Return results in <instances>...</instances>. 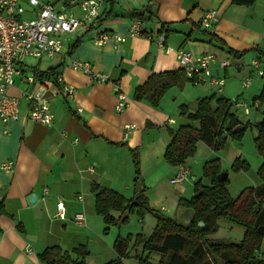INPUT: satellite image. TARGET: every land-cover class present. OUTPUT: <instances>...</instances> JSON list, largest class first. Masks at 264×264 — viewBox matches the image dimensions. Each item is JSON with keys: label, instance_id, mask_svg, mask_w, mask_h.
Returning a JSON list of instances; mask_svg holds the SVG:
<instances>
[{"label": "crops", "instance_id": "crops-1", "mask_svg": "<svg viewBox=\"0 0 264 264\" xmlns=\"http://www.w3.org/2000/svg\"><path fill=\"white\" fill-rule=\"evenodd\" d=\"M21 1L26 7L23 17H32L27 0ZM60 2L53 1L56 8ZM145 8L151 11L143 23L145 35L129 36L118 44L108 38L98 45L92 39L96 32L77 29L66 34L64 55L33 58L36 61L31 64L25 59L32 57L23 59L21 73L14 76V83L7 90L20 97L19 118L0 121V164L12 161L11 171L0 169V264H44L38 254L53 245L72 258L73 249L84 245L88 251L86 264L109 262L117 257L113 248L117 231L95 212L94 184L130 198L137 176L145 187L148 203L169 217L167 214L181 208V198L188 200L196 192L194 182L201 177L193 175L194 166L198 168L200 162L218 158L221 169L229 175V166L235 159L246 161L243 150L229 136L218 152L198 142L196 162L189 164L187 159L185 163L188 176L193 175L192 183H174L171 179L178 167L165 161L164 151L170 142V129L191 123L180 115L183 105L194 111L199 98L213 93L233 104L240 97L239 103L247 104L243 98L247 94L257 96L264 83V76L259 73L264 72V54L257 51L264 50V0H256L250 6L235 5L231 0H102V21L97 31L125 33L132 12ZM211 9L217 12L218 20L204 28L200 20ZM68 12L81 16L78 6ZM179 49L197 55L213 54L211 73L224 79L222 86L186 81L170 87L157 103L148 96L136 98L135 88L152 74L180 69ZM229 49L241 55L230 54ZM73 59L88 61L94 71L104 73L109 81L97 82L84 72L73 70ZM254 59L257 67L251 64ZM222 61L227 66L221 67ZM49 68L74 87L73 97L58 93L51 78H36L32 84L23 79L26 73L35 74V69ZM246 77L252 80L243 87ZM114 84L128 100L120 112L115 110ZM38 86L47 90L54 116L50 125L28 119L29 102L21 92ZM233 106L244 108V115L251 111L248 106ZM233 106L231 111L244 122ZM260 118L255 115L249 120ZM192 124L198 126L196 121ZM253 175L244 186L261 182L257 173ZM59 202L64 205V218L56 215ZM190 213L188 218L192 217V210ZM77 214L83 218L75 219ZM125 261L123 258L122 263Z\"/></svg>", "mask_w": 264, "mask_h": 264}, {"label": "trees", "instance_id": "trees-1", "mask_svg": "<svg viewBox=\"0 0 264 264\" xmlns=\"http://www.w3.org/2000/svg\"><path fill=\"white\" fill-rule=\"evenodd\" d=\"M256 0H231L235 5L250 6ZM147 15L145 16V14ZM151 11L147 8L134 10L132 20H140L145 23L150 18ZM131 20V21H132ZM102 18L99 15L98 24ZM141 35H145L142 32ZM230 54L241 55L229 49ZM264 54V50L257 49ZM38 79L51 78L56 84L54 68L46 71L34 70ZM264 76V74H262ZM186 81L195 82V77L189 78L181 69L165 70L152 74L142 85L135 88V97H149L153 103H157L161 96L172 86L182 85ZM255 100H264V88ZM234 104L231 100L211 94L199 98L196 101L194 111H189L186 106L181 107L180 115L191 123L170 129V142L164 151L165 161L173 166L186 163L196 151L198 142H203L214 152L220 151L226 137L240 138L243 131L233 133V128L243 123L245 128L250 126L256 130L253 140L262 162L257 169V175L261 182L256 186H247L233 197L227 189L228 178L218 182L216 175L222 170L218 158L204 162L203 174L194 182L195 190L202 189L196 198L188 200L181 198L179 206L190 208L192 217L188 224L178 223L174 218L165 216L155 210L144 194V186L135 177L134 195L130 198L105 187L93 185L92 191L95 197V212L101 216L107 225H116L127 219V212H136L143 216L148 213L155 218V225L148 236L137 234L133 247H139L141 252H135L134 256L143 264H264V117L250 122H242L231 111ZM198 122L194 126L193 122ZM135 165L137 159L134 160ZM248 163L245 160L235 159L230 165L233 172L246 171ZM226 219L233 224L240 225L244 229L239 241L213 240L210 235L218 229V220ZM204 226L200 228L198 222ZM107 232V229H104ZM131 238L117 235L113 242V248L117 257L104 264H123L122 259L129 255ZM75 257L62 251L57 245L46 247L38 254V259L44 264H86L85 258L88 251L84 245L73 249ZM145 253V254H144ZM157 254L156 262L149 261L148 255Z\"/></svg>", "mask_w": 264, "mask_h": 264}, {"label": "built area", "instance_id": "built-area-1", "mask_svg": "<svg viewBox=\"0 0 264 264\" xmlns=\"http://www.w3.org/2000/svg\"><path fill=\"white\" fill-rule=\"evenodd\" d=\"M54 0H27L32 17H23L26 7L21 0H0V121L9 122L19 118L20 97L8 93V88L14 83V76L21 73V63L25 57L37 59L53 58L56 55H64L67 52L66 34L77 29L84 32H96L93 41L101 45L108 38L115 44L124 42L127 37L140 36L143 22L132 20L125 33L98 32L99 6L102 0H61L60 6L55 7ZM78 6L81 16L77 17L68 12L69 8ZM218 20V14L211 9L203 14L200 20L204 28L212 26V22ZM163 36L160 37L162 42ZM178 65L187 77H195V82H207L211 85L221 87L223 78H217L211 73V63L215 60L213 54H193L188 50L177 51ZM226 61L220 62L221 67L227 66ZM251 64L258 66L256 59ZM73 70H80L89 75L97 82H108L109 78L102 72L94 71L91 64L85 60L73 59L70 62ZM260 74L264 72L259 71ZM23 79L27 84L36 80L33 73H26ZM252 78L246 77L242 80L243 87H248ZM58 93L64 97L71 98L75 89L66 83L60 74L55 78ZM117 94L115 110L120 112L128 104L127 96L114 84ZM21 96L29 102L28 119L45 125L53 122V114L49 106V97L44 86H38L34 90L24 89ZM244 106L243 103H234ZM0 169L11 171L12 161L0 164ZM188 168L185 164L179 165L172 182H182L188 176ZM56 215L64 218V205L59 202L56 206ZM82 215L77 214L75 219L81 220Z\"/></svg>", "mask_w": 264, "mask_h": 264}, {"label": "rangeland", "instance_id": "rangeland-1", "mask_svg": "<svg viewBox=\"0 0 264 264\" xmlns=\"http://www.w3.org/2000/svg\"><path fill=\"white\" fill-rule=\"evenodd\" d=\"M28 64L33 63L36 61V59L33 58H26L25 59ZM262 88H264V83H261L260 88L257 92V96L261 93ZM242 95V94H241ZM240 95V96H241ZM256 96V97H257ZM253 94H247L243 96V98L246 100V103H244V106H248L250 108V113L244 115V108H235L236 106H233L235 108V112L237 116H239L242 120L245 121H250L252 117L256 115V117H264V100H254L256 98ZM241 97L236 98L233 102H241ZM252 122V121H250ZM256 135V130L253 127H246L243 130V134L241 135L240 138L233 139L235 143L243 150L244 153V158L246 159L248 163V169L246 170L247 173L246 175L241 173V172H233L230 169L229 175H228V190L230 194L235 197L242 188L246 187L248 181L253 178V173L257 172V169L262 162V157L258 154L256 150V146L254 143V136ZM197 148V147H196ZM198 154V153H197ZM196 154V151L192 157L188 159V163L190 164L192 161L196 162L198 156ZM203 161L200 162V166L198 168L194 166L193 168V175H198L199 177L202 176L203 174ZM230 168V166H229ZM226 171V170H225ZM193 175H189L186 177V183H192L191 177ZM262 206H264V201H262ZM191 210L186 208V207H181L178 208L177 211L171 212L169 217H174L178 221V223L186 225L189 222V219L187 215L191 214ZM169 213V212H168ZM127 219L124 222H120L114 226L115 230L117 231V235H120L123 238L130 237V245H129V255L124 257L126 261L124 264H143L140 263L137 258H135L134 254L135 252L139 253L141 252V249L138 247L135 248L133 247L134 240L136 238V235L142 234L143 236H148L149 233L153 230V227L155 225V218L146 213L143 216L138 215L136 212H127L126 213ZM190 217V216H189ZM151 219L153 220L152 224L150 223ZM218 229L215 233L210 235V238L215 240H225V241H239L244 233V229L237 224H233L231 221L226 220V219H220L218 220ZM130 231V232H128ZM115 240V239H114ZM113 240V241H114ZM262 248H264V245H262ZM145 254V253H144ZM147 259L149 261H157L159 259V255L157 254H151L148 255Z\"/></svg>", "mask_w": 264, "mask_h": 264}, {"label": "water", "instance_id": "water-1", "mask_svg": "<svg viewBox=\"0 0 264 264\" xmlns=\"http://www.w3.org/2000/svg\"><path fill=\"white\" fill-rule=\"evenodd\" d=\"M244 128H245V126H244L243 124H238V125H236V126L233 128L232 132H233V133H236L237 131H243ZM223 138H226V136L223 135ZM227 176H228L227 171H225V170H221V171L216 175V180H217L218 182H220V181H224L225 179H227ZM201 192H202V189H201V188H198V189L196 190V192L193 194L192 197H193V198L198 197L199 194H200ZM32 199H33V198H32ZM198 226H199L200 228H202V227L204 226V223H203L202 221H199V222H198Z\"/></svg>", "mask_w": 264, "mask_h": 264}]
</instances>
